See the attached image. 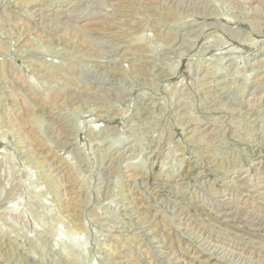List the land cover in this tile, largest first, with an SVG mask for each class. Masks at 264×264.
<instances>
[{"label": "rangeland", "instance_id": "obj_1", "mask_svg": "<svg viewBox=\"0 0 264 264\" xmlns=\"http://www.w3.org/2000/svg\"><path fill=\"white\" fill-rule=\"evenodd\" d=\"M0 264H264V0H0Z\"/></svg>", "mask_w": 264, "mask_h": 264}]
</instances>
